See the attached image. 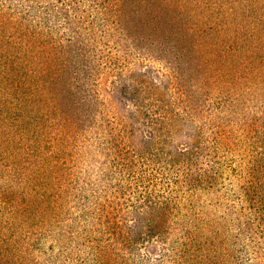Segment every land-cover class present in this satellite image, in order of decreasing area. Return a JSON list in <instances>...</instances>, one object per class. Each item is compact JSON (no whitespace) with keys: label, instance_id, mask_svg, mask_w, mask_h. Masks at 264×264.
<instances>
[{"label":"trees","instance_id":"trees-1","mask_svg":"<svg viewBox=\"0 0 264 264\" xmlns=\"http://www.w3.org/2000/svg\"><path fill=\"white\" fill-rule=\"evenodd\" d=\"M0 264H264V0H0Z\"/></svg>","mask_w":264,"mask_h":264},{"label":"rangeland","instance_id":"rangeland-1","mask_svg":"<svg viewBox=\"0 0 264 264\" xmlns=\"http://www.w3.org/2000/svg\"><path fill=\"white\" fill-rule=\"evenodd\" d=\"M8 131V130H7Z\"/></svg>","mask_w":264,"mask_h":264}]
</instances>
